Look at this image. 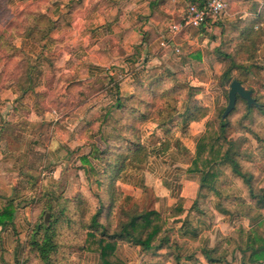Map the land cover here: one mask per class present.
I'll return each instance as SVG.
<instances>
[{"label":"crops","instance_id":"obj_1","mask_svg":"<svg viewBox=\"0 0 264 264\" xmlns=\"http://www.w3.org/2000/svg\"><path fill=\"white\" fill-rule=\"evenodd\" d=\"M205 2L13 0L15 9L28 7L24 11L25 33L14 42L28 62L24 72H10L8 82L0 86V211L8 203L16 207L11 224L0 226V264H14V256L24 245L32 224L30 207L34 198L25 192L33 189L20 177L24 162L30 171L37 170L30 166V150L34 148L44 160H51L38 174L40 190L52 188L51 192H63L68 199L82 193L96 202L94 195L101 188L96 186V172L102 171L95 153L102 152L106 142L117 135L113 134L114 128L122 119L116 108L118 99L136 94L131 66L140 63L137 76L141 82L158 75L156 70L196 78L194 68L203 71L209 64L202 50L195 52L206 42L203 27L178 34L165 47H160V42L171 37L170 24L181 20L188 4ZM251 4L257 10L264 8V0H227L226 12L235 9L243 23L249 22L254 15ZM189 30L192 35L186 37ZM219 64L214 60V75H219ZM255 64L264 67V49L259 51ZM191 85L199 90L195 99L203 107L210 109L223 103L224 88ZM184 106L180 105L183 111ZM206 118L188 124L194 145L204 133ZM95 125L100 127L98 134H91ZM142 125L145 134L142 132L141 143L147 144L150 154L143 169L129 166L125 181L116 183L123 197L119 212L122 217L145 211L165 216L178 205L179 199L183 200V212L167 220L170 239L166 247L145 251L140 246L118 243L116 256L124 264H210L203 252L215 248L212 257L220 262L214 264H242L244 255L239 247L244 246L252 227L248 218L217 213L212 195H206L202 189L204 194L200 197L194 175L187 174V164L177 161L174 150H160L165 129L153 120ZM194 127L198 129L192 132ZM41 128L46 130L44 135L39 133ZM26 136L34 137L33 145ZM44 136L47 142L41 147ZM89 142L95 146L91 147ZM15 143H19L18 147H14ZM182 149L194 154V149L185 143ZM255 155L254 159L264 161V146L257 147ZM71 166L77 170L69 178ZM103 199L107 197L104 195ZM194 204L197 210H191ZM185 219L187 224L183 225ZM71 254L70 264H100L96 253Z\"/></svg>","mask_w":264,"mask_h":264},{"label":"trees","instance_id":"obj_2","mask_svg":"<svg viewBox=\"0 0 264 264\" xmlns=\"http://www.w3.org/2000/svg\"><path fill=\"white\" fill-rule=\"evenodd\" d=\"M250 7H253L254 11L252 21L238 22V26L233 27L234 32H237V36L231 41L236 42L234 54H225L219 50L216 52L217 57L220 58L219 62L221 64L226 62L227 64L219 77L220 84L229 85L232 80L240 82L245 88L253 91V98L258 107L248 109L246 103L237 98L234 110L224 120L221 119V115L225 108L220 110L217 116V126L215 123L207 121L204 133L196 141L195 153L191 161L192 168L189 172L200 176V197L201 190L204 189L206 195H212L216 200L220 198L221 194L217 186L213 182H208L209 178L214 179L216 177V167L222 166L229 169L233 176L247 186L253 205L251 209H254L258 214L255 217L248 216V213L244 214L252 227L246 235L244 246L239 247V249L244 255L242 264H262L264 262V216L261 217V213H264V185L261 189L255 190L253 183L258 178L249 170H243L241 165V161L253 163L254 157L252 154L239 152L240 145L227 140L225 136L226 130L230 126L228 117L236 111L238 104L242 103L245 113L238 121L240 126L238 130L250 134L256 141L258 148L264 146V138L262 139L252 131V120H250L253 112L264 117V103H259L260 95L255 96L253 88L246 85L247 76L251 74L252 69L257 67L255 64L257 53L264 49V8L257 10L254 4H251ZM29 30L30 28L26 31ZM15 53L20 54L22 59L26 63L28 62L22 51H15ZM239 58H243L240 59L241 62ZM235 72L240 77H233ZM181 78H184L181 73L167 71L156 76L152 75L144 82H141L137 76L136 85H139V88H136V94L119 98L116 104L117 110L122 114V119L117 122V126L120 125L123 134L120 131L116 132L115 129L117 135L106 142V147L102 152L95 153L96 159L100 163L104 162L101 168L102 172H96L97 177L103 176L102 181L97 180V184L100 183L99 187L101 188L94 195L96 202L91 201L82 193H78L73 199H68L62 193L57 195L51 192L46 195L43 192H38L36 201H32V205H35L32 213V224L27 232L24 245L18 248V254L14 256V264H61L65 259L63 256L65 245L67 247L72 246V248L75 246V244L63 243L62 239L65 238L70 239V242L79 240L77 247H75L77 249H72V252L96 253L99 256L100 264H124L116 256L118 243L140 246L145 251L158 250L168 245L170 230L167 229V220L177 217L183 212L182 199H179L178 205L165 216L155 211L133 212L124 214L125 220L119 221L113 226V215L118 201L123 199L116 183L125 181L127 165L140 167V163H145L150 154L148 147L141 143L138 126L150 120L155 121L160 128L165 129L166 134V138L160 145V150L168 152L173 146L180 148V142L174 138V131H172L174 128L172 124L176 122L174 115L180 112L173 107L157 110L156 99L171 97L188 88L187 98L181 101V104L184 103L185 105L184 111L181 115L179 114L183 128L189 122L201 121L208 117L212 110L217 109L216 107L210 109L203 107L195 99V94L199 90L191 87L188 82L183 87V84H179L178 81ZM165 81L170 83V88H166L165 93L158 94L159 90H163L161 86ZM146 98H149L150 101H147ZM124 118L130 119L131 122L125 124ZM246 121L249 123L243 125ZM116 139L120 141V146L111 150L113 140ZM180 149L183 151L182 148ZM184 153L188 155L187 152ZM199 163H201V167ZM20 171L22 181L26 185H30L28 183L32 181L31 177L25 175L24 171ZM124 173L125 175L122 177ZM35 186L37 184L32 185V187ZM104 195L107 200L103 199ZM15 210L16 207L13 203H8L0 211L1 227L11 224ZM91 210L92 213H89ZM191 210H197L195 204ZM215 210L226 216H243L237 212L230 213L218 202L215 203ZM185 224H187V219L183 221V225ZM173 244H175V240ZM215 251L214 248L203 252L205 259L210 264L220 262V259L212 257Z\"/></svg>","mask_w":264,"mask_h":264},{"label":"rangeland","instance_id":"obj_3","mask_svg":"<svg viewBox=\"0 0 264 264\" xmlns=\"http://www.w3.org/2000/svg\"><path fill=\"white\" fill-rule=\"evenodd\" d=\"M13 0H0V86H3L2 84L5 82H8V74L10 72L15 73V72H24L25 71V67H26V62L22 59L21 55L18 53H15V51H20L18 50L15 45L14 42L18 39V36L22 33H25L24 31V27L27 23V18L26 15L24 14L25 8L28 9V7L26 6H21L17 9L14 8L13 6ZM13 6V8H12ZM26 9V10H27ZM247 9V7H246ZM237 11L235 9H233L230 12H225L224 14H222L221 16H219L216 20H214V22L212 23V27H203V32L205 34V40L206 42H204L202 44V47L199 46V50H195L199 51L202 50L203 54L205 55V57L207 58V60L209 61V64L206 66V69H204L203 71H200L199 69H195L194 68V76L196 78L194 79H189V74L188 77H184L179 79V84H187L186 82H188V84H190V86H192L191 84H204L205 88L206 86H210L213 85L214 87H218V88H224L223 89V103L219 106L216 107V110H212L208 117L206 118V120L208 122H212L215 123V125L217 126V116L220 112L221 109L225 108L227 105V91H228V85H221L220 81H219V77L222 74V72L225 70L226 68V62H224V64H221L219 62V59L217 57V50L221 51L222 53L225 54H234V48H235V44L236 42H231L232 40L235 39V36H237V32H234L233 27L238 26V22H242L239 19V14H235ZM18 14V15H17ZM227 14L232 15L231 18L228 17ZM241 26V25H240ZM205 28V29H204ZM195 33V31H194ZM186 37L191 36L192 35V30H189L187 32H185ZM262 50V49H261ZM260 50V51H261ZM195 52L193 51V54H195ZM259 55V52L257 53V56ZM202 57V54L200 55ZM245 57V56H244ZM14 58V59H12ZM240 59L243 58H239V61L241 62ZM214 60L218 61L220 64L217 65V71L219 75H214V71L215 69L213 68V64H214ZM139 63V62H138ZM256 69H252V72L250 75L247 76V80L246 81V85H248V87H252L254 90V95L258 96L260 95V100L259 103H264V67L263 66H258L256 65ZM158 69V68H157ZM163 69V68H160ZM197 70V71H196ZM130 71L133 75V77L136 79L137 75L140 74V63L136 66H131ZM156 72L160 73L161 71L156 70ZM197 72V73H196ZM151 73V72H150ZM148 73V74H150ZM233 77H240V75L238 73H233L232 75ZM243 78V77H242ZM241 78V79H242ZM137 81V79H136ZM135 81V83H137ZM140 84V83H139ZM148 84V83H146ZM169 82L165 81V83L161 86V88H163V90H159L158 94H163L165 93L164 90H166V88H170L169 87ZM186 87V86H185ZM135 88H139V85L135 86ZM196 88V87H194ZM188 89V88H187ZM185 90L182 91L180 93H176V95H173L171 97L168 98H161V99H156L155 101V105L157 107V110H160L161 108H177L179 109L180 114L183 113L182 108L180 107V102L184 99L187 98L188 96V92L189 90ZM147 101H150L149 98H146ZM245 113V109H244V105L242 103L238 104V107L236 109V111L234 113H232L229 117V123L230 126L227 128L226 130V138L229 141H232L234 143H237L238 145H240V148H238L239 152H246L247 154H252V156L254 158H256L255 156V152L257 151V144L256 141L253 139V137L250 134H245L244 132L239 131V123L238 121L242 118L243 114ZM121 116V115H120ZM174 119L175 121H177V125L176 127L172 128V131H174V138H176L177 140H179L180 142V148H183V143H185L189 148H191L192 150L194 149V153H195V147H196V143L194 145V143L192 144L191 142V138H190V129H188V125L185 126L183 128V126L181 125V117L179 118V114L174 115ZM121 118V117H120ZM121 120V119H120ZM125 124H128L131 122L130 119H125ZM251 129L255 134H258L262 139L264 138V117L259 115L257 112H253L252 116H251ZM123 121V120H122ZM206 121V122H207ZM249 122L246 121L243 123V125H247ZM139 133L140 135H142V132L145 134V130L143 131V125H139ZM205 127V125H204ZM99 126L95 125L93 128H91V134H93L94 132H96L98 134V130H99ZM116 132H121V134H123V130H120V125H118L116 128ZM198 128L194 127L192 129V132H195ZM205 130V129H204ZM45 133V129L41 128L39 130V133L41 132ZM150 129H146V132H149ZM32 133V132H31ZM37 133V132H36ZM115 134V132L113 133ZM116 136V135H114ZM26 140H28V142L30 143V145L32 144V141L34 140L33 136H26ZM166 138V136H165ZM14 140V139H13ZM149 141V140H148ZM40 145L41 147L44 146V144L47 142V137H43V141H40ZM152 142V141H151ZM19 143H15L14 147H18ZM22 144V143H21ZM94 143H88V145L95 146L92 145ZM144 144V146H146L147 144ZM23 145V144H22ZM111 150H113L114 147H118L120 146V141L113 140V143L111 145ZM194 146V148L192 147ZM262 146V145H260ZM180 148H176V147H172L170 150H174V152L177 153V161L182 162L183 164H187V174L190 175V177H193L194 175V179L195 183L199 186V178L200 176L198 174H194V173H189V170L192 168L191 166V161L193 159L194 154H189L186 155ZM37 152V153H36ZM141 159V156H140ZM28 160L30 161V166H32L33 168H37L36 171H30L28 168L25 167V162H24V166H23V170L25 171V175L31 177L32 181L29 182L28 186H31V189L33 190H29L26 191L25 193H31L33 196V200H35V198L37 199V193L38 192H43L44 194H48L51 193V191L53 190L52 188L49 189H44V190H40L39 186L36 187H32L33 184H38V178L40 177V169H44L42 168L43 166H46V164L48 162H51V160H44L42 158V154L39 153L38 151H35L34 148L32 150H30V153L28 155ZM190 160V161H189ZM46 162V163H45ZM146 163V162H145ZM140 163V170L143 169L144 164ZM39 167H36V165H40ZM97 164L100 165V170L102 168V164L100 163L99 160H97ZM241 165L243 166V170L246 171H250L252 172L256 178H258L256 181H254V188L255 190H259L263 187L264 185V161L262 160H258L255 159L253 163H249L246 161H241ZM129 166L131 167H135V168H139L136 166H133L131 164L127 165V171L129 169ZM199 166L201 167V163H199ZM262 169V170H261ZM71 170L70 173L68 174V177L71 178L72 176L75 175V171L77 170L76 167L71 166ZM215 172H216V177L214 179L209 178L208 182H213L215 184V186H217L218 191L220 192V198L218 200H215V203L218 202L219 204H221V206L226 209L227 211L231 212H237V213H241L243 214H247L250 217H255L258 213L254 210L251 209V207L253 206L249 197V191L247 186H245L241 180H239L238 178H236L235 176L232 175L231 171L227 168L224 167H216L215 168ZM126 173V171H125ZM125 173L122 175V177L125 175ZM141 174V172H140ZM136 177V176H135ZM99 179V181H102L103 176H98L97 177ZM165 178V177H164ZM40 179V178H39ZM260 181V182H259ZM120 183V182H117ZM51 186V185H50ZM59 186V185H56ZM96 186H100V183H98ZM118 186V185H117ZM205 186V185H203ZM58 193V192H57ZM201 193L204 194V191H202ZM61 194V193H60ZM63 194V192H62ZM36 201V200H35ZM34 201V202H35ZM122 206V199L118 201L117 206L114 210V213H117V215H113V226L119 222V221H124L125 217L121 216V213L119 212V208H121ZM35 205H31V210L33 213ZM215 210V209H214ZM217 212V210H215ZM92 213V210L91 212ZM219 213V212H217ZM220 214V213H219ZM264 216V213H261V217ZM70 240V239H69ZM69 240L62 239L63 243H67V244H75V246L72 248V246L67 247V245H65L66 247L63 249L64 250V260L61 264H70L72 263V249H77L75 247H77V244L79 242L75 241L73 242V240L70 242ZM74 262H76L74 260Z\"/></svg>","mask_w":264,"mask_h":264},{"label":"built area","instance_id":"obj_4","mask_svg":"<svg viewBox=\"0 0 264 264\" xmlns=\"http://www.w3.org/2000/svg\"><path fill=\"white\" fill-rule=\"evenodd\" d=\"M227 9V0H206L202 5L188 4L180 21L173 22L168 28L170 38L160 42L165 47L167 41L188 29H200L213 23Z\"/></svg>","mask_w":264,"mask_h":264},{"label":"water","instance_id":"obj_5","mask_svg":"<svg viewBox=\"0 0 264 264\" xmlns=\"http://www.w3.org/2000/svg\"><path fill=\"white\" fill-rule=\"evenodd\" d=\"M237 98L243 100L248 109L258 107L256 100L253 98V91L245 88L240 82L232 80L228 85L227 105L221 115L222 120L234 110Z\"/></svg>","mask_w":264,"mask_h":264}]
</instances>
